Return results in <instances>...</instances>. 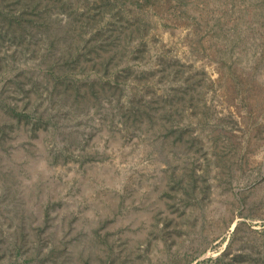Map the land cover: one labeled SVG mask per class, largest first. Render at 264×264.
<instances>
[{
	"label": "rangeland",
	"instance_id": "374dc122",
	"mask_svg": "<svg viewBox=\"0 0 264 264\" xmlns=\"http://www.w3.org/2000/svg\"><path fill=\"white\" fill-rule=\"evenodd\" d=\"M0 264H264V0H0Z\"/></svg>",
	"mask_w": 264,
	"mask_h": 264
}]
</instances>
